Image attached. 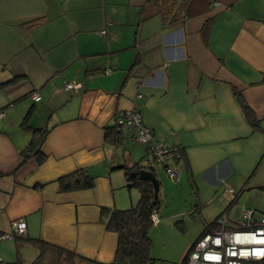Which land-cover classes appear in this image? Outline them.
I'll return each mask as SVG.
<instances>
[{
  "label": "crops",
  "instance_id": "crops-1",
  "mask_svg": "<svg viewBox=\"0 0 264 264\" xmlns=\"http://www.w3.org/2000/svg\"><path fill=\"white\" fill-rule=\"evenodd\" d=\"M133 110L182 151L173 183L195 192L202 230L226 209L264 213V0H0V232L26 224L0 241V264L32 262L26 240L113 263L101 210L135 205L122 169L144 147L131 129L118 146L105 131ZM33 130L47 131L45 159L17 168ZM79 170L93 188L61 192L57 180Z\"/></svg>",
  "mask_w": 264,
  "mask_h": 264
},
{
  "label": "trees",
  "instance_id": "trees-1",
  "mask_svg": "<svg viewBox=\"0 0 264 264\" xmlns=\"http://www.w3.org/2000/svg\"><path fill=\"white\" fill-rule=\"evenodd\" d=\"M167 10L168 8H163V11L167 12ZM162 16L163 19L165 18L168 20L166 15L162 14ZM169 21L171 22V20ZM11 82L12 81L7 82V84ZM235 94L237 97L239 96V93ZM239 103L246 115L249 112L248 107L243 101H240ZM248 121L253 129L258 128L255 120L250 119ZM121 129L122 128H117L116 126L108 128V130L105 131V141L111 142L114 146L120 145ZM46 134L47 131L45 130L32 131V137L29 143L19 153L20 160L17 168L32 159L35 160L37 165L42 164L45 157L41 153L40 147ZM179 155L180 156L176 160V163L180 166L184 159L181 150H179ZM154 167L155 166L149 165L146 150L144 148V156L140 163H135L130 167H123L122 169L124 171L127 188H135L139 192V200L137 204L125 210H101V217H104V219L101 218V221L103 222L105 230L115 234L117 238L112 264H151L152 260L149 256V250L151 247L149 230L154 225L152 223L151 216L153 214L157 215L159 207V182L157 194H155L152 183L147 180H140L138 178V173L144 170L151 172L155 176V172L153 170ZM57 183L61 192H71L93 188L94 180L93 177L87 173V171L79 170L59 178ZM227 210L228 209H226L225 212ZM204 225L205 224H203V227ZM203 232L204 228L195 242L199 239ZM26 241L30 243L38 252L36 258L29 264H84L83 261L85 259L74 252H70L38 240ZM16 264L24 263L20 257H18ZM254 264H264V260Z\"/></svg>",
  "mask_w": 264,
  "mask_h": 264
},
{
  "label": "built area",
  "instance_id": "built-area-1",
  "mask_svg": "<svg viewBox=\"0 0 264 264\" xmlns=\"http://www.w3.org/2000/svg\"><path fill=\"white\" fill-rule=\"evenodd\" d=\"M215 6L219 4L215 3ZM109 72V69L105 70V73ZM77 87V84L66 83L64 90L71 91ZM40 99V95L32 96L35 103ZM115 126L133 130L135 141L146 150L149 165L159 166L170 181L179 180L182 174V168L176 163L180 156L179 149L165 146L143 125L137 111L117 116ZM230 192L233 193L232 190ZM151 220L156 225L157 215L153 214ZM25 234L26 224L16 221L8 232H0V241L19 239ZM263 260L264 213L245 209L236 219L228 218L227 212H223L212 223L205 224L203 234L192 245L181 264H254Z\"/></svg>",
  "mask_w": 264,
  "mask_h": 264
},
{
  "label": "rangeland",
  "instance_id": "rangeland-1",
  "mask_svg": "<svg viewBox=\"0 0 264 264\" xmlns=\"http://www.w3.org/2000/svg\"><path fill=\"white\" fill-rule=\"evenodd\" d=\"M153 170L161 186L159 184L158 223L149 230L151 264H180L202 230L200 219L193 215L196 195L185 188V177L175 185L159 166ZM131 191L136 195V205L139 192L135 188ZM226 212L231 213V208Z\"/></svg>",
  "mask_w": 264,
  "mask_h": 264
},
{
  "label": "water",
  "instance_id": "water-1",
  "mask_svg": "<svg viewBox=\"0 0 264 264\" xmlns=\"http://www.w3.org/2000/svg\"><path fill=\"white\" fill-rule=\"evenodd\" d=\"M138 178L140 180H147V181H150L154 187V192L155 194H157V190H158V181L156 179V177L151 173V172H148V171H140L138 173Z\"/></svg>",
  "mask_w": 264,
  "mask_h": 264
}]
</instances>
